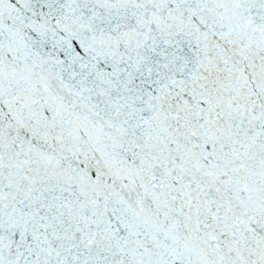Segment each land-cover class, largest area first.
<instances>
[{
	"label": "snow or ice",
	"instance_id": "obj_1",
	"mask_svg": "<svg viewBox=\"0 0 264 264\" xmlns=\"http://www.w3.org/2000/svg\"><path fill=\"white\" fill-rule=\"evenodd\" d=\"M0 264H264V0H0Z\"/></svg>",
	"mask_w": 264,
	"mask_h": 264
}]
</instances>
